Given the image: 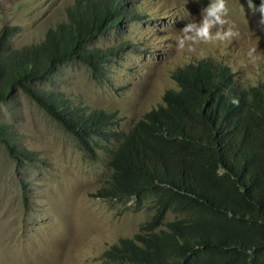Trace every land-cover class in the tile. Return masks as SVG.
I'll use <instances>...</instances> for the list:
<instances>
[{
    "label": "trees",
    "instance_id": "16d2710c",
    "mask_svg": "<svg viewBox=\"0 0 264 264\" xmlns=\"http://www.w3.org/2000/svg\"><path fill=\"white\" fill-rule=\"evenodd\" d=\"M125 15L140 17L123 0H74L40 39L17 46L11 39L18 26L5 23L0 101L24 92L74 134L90 158L104 161L109 172L98 196H152L153 214L104 250L112 264H264L263 82L236 79L210 57L188 58L172 72L178 88L167 89L162 102L127 129L115 111L40 84L69 60L101 78L111 57L129 44L91 41L118 28ZM0 141L16 162L34 158L1 119Z\"/></svg>",
    "mask_w": 264,
    "mask_h": 264
},
{
    "label": "rangeland",
    "instance_id": "374dc122",
    "mask_svg": "<svg viewBox=\"0 0 264 264\" xmlns=\"http://www.w3.org/2000/svg\"><path fill=\"white\" fill-rule=\"evenodd\" d=\"M73 1L0 0V28L18 26L11 39L15 46L36 41L64 18V8ZM123 1L140 17L125 15L118 28L91 41L129 44L111 57L104 75L94 78L84 63L69 60L40 84L75 102L115 111L126 129L162 102L167 89L178 88L172 72L188 58L210 57L226 64L236 79L264 87V23L247 0H228L238 37L201 42L194 52L178 49L177 38L187 22L202 19L211 0ZM254 2L258 6L261 0ZM253 47L255 62L247 56ZM0 119L19 144L34 151L33 159L16 162L0 141V264H112L104 250L138 229L148 217V204L98 196L108 166L90 158L74 134L24 92L0 101Z\"/></svg>",
    "mask_w": 264,
    "mask_h": 264
},
{
    "label": "clouds",
    "instance_id": "9594fccd",
    "mask_svg": "<svg viewBox=\"0 0 264 264\" xmlns=\"http://www.w3.org/2000/svg\"><path fill=\"white\" fill-rule=\"evenodd\" d=\"M247 4L248 7L253 11V13H255L256 11H259L261 13V23H264V0H261L258 6L254 2V0H247ZM229 12H230V8L228 6V0H211L208 6L202 9V19H200L199 22L189 21L181 29V35L177 38V48L181 50L187 49L188 51L194 52L195 51L194 45L199 44L201 42L212 43L214 41H228V40H232L235 37H238L240 33L237 24L235 21L229 18ZM213 29H215V32H213ZM255 53H256L255 47L250 48L248 50L247 56L249 61L255 62L256 60ZM232 103L238 105L239 99L233 98ZM112 199L120 200L117 198H112ZM128 199H134L135 202L139 205L148 204L149 210L147 212L148 213L147 218H149L150 215L153 214L155 208L152 207V196L147 195L141 197L140 199H138L137 196H128L126 199L123 200H128ZM122 237H126V236H122ZM119 239L115 243H118ZM104 256L107 259L111 260L110 257L106 255Z\"/></svg>",
    "mask_w": 264,
    "mask_h": 264
}]
</instances>
